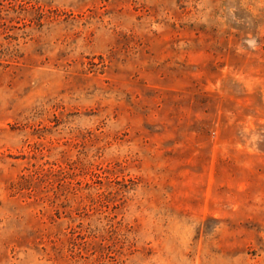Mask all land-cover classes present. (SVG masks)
Wrapping results in <instances>:
<instances>
[{"label": "rangeland", "instance_id": "374dc122", "mask_svg": "<svg viewBox=\"0 0 264 264\" xmlns=\"http://www.w3.org/2000/svg\"><path fill=\"white\" fill-rule=\"evenodd\" d=\"M0 264H264V0H0Z\"/></svg>", "mask_w": 264, "mask_h": 264}]
</instances>
